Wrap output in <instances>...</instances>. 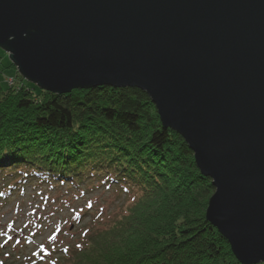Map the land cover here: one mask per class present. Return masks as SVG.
<instances>
[{"label":"water","instance_id":"95a60500","mask_svg":"<svg viewBox=\"0 0 264 264\" xmlns=\"http://www.w3.org/2000/svg\"><path fill=\"white\" fill-rule=\"evenodd\" d=\"M0 49L57 96L145 92L212 180L207 221L264 264V0H0Z\"/></svg>","mask_w":264,"mask_h":264},{"label":"trees","instance_id":"16d2710c","mask_svg":"<svg viewBox=\"0 0 264 264\" xmlns=\"http://www.w3.org/2000/svg\"><path fill=\"white\" fill-rule=\"evenodd\" d=\"M89 184L133 202L68 253L70 264H241L206 219L212 180L145 92L99 87L57 96L30 83L0 84V203L29 189Z\"/></svg>","mask_w":264,"mask_h":264},{"label":"rangeland","instance_id":"374dc122","mask_svg":"<svg viewBox=\"0 0 264 264\" xmlns=\"http://www.w3.org/2000/svg\"><path fill=\"white\" fill-rule=\"evenodd\" d=\"M0 84L13 89L29 85L2 49ZM34 93L38 99L45 96ZM98 186L41 194L29 189L0 203V264H70L68 253L96 231L112 226L133 202L118 189Z\"/></svg>","mask_w":264,"mask_h":264},{"label":"bare ground","instance_id":"6f19581e","mask_svg":"<svg viewBox=\"0 0 264 264\" xmlns=\"http://www.w3.org/2000/svg\"><path fill=\"white\" fill-rule=\"evenodd\" d=\"M85 244H87V243H85Z\"/></svg>","mask_w":264,"mask_h":264}]
</instances>
